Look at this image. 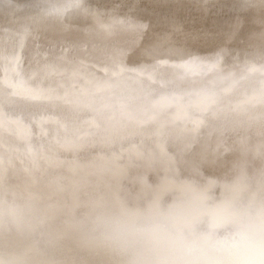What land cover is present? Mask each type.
<instances>
[{
	"label": "clouds",
	"instance_id": "1",
	"mask_svg": "<svg viewBox=\"0 0 264 264\" xmlns=\"http://www.w3.org/2000/svg\"><path fill=\"white\" fill-rule=\"evenodd\" d=\"M213 7L236 49L264 37V0ZM149 28L125 63L158 58ZM96 120L86 140L66 134L75 147L48 140L38 165L0 159V264H264V104L227 147L170 127L128 135L135 119L117 112ZM133 143L142 149L128 152Z\"/></svg>",
	"mask_w": 264,
	"mask_h": 264
},
{
	"label": "bare ground",
	"instance_id": "2",
	"mask_svg": "<svg viewBox=\"0 0 264 264\" xmlns=\"http://www.w3.org/2000/svg\"><path fill=\"white\" fill-rule=\"evenodd\" d=\"M258 2L240 0L242 10ZM214 3L0 0V159L38 165L48 140L59 134L75 147L66 134L86 140L107 112L135 119L128 135L158 138L170 127L191 143L227 147L249 109L264 104V37L243 51L231 46L233 31L213 37L203 14L228 19ZM146 28L157 35L158 58L125 63Z\"/></svg>",
	"mask_w": 264,
	"mask_h": 264
},
{
	"label": "snow or ice",
	"instance_id": "3",
	"mask_svg": "<svg viewBox=\"0 0 264 264\" xmlns=\"http://www.w3.org/2000/svg\"><path fill=\"white\" fill-rule=\"evenodd\" d=\"M204 7L205 9L208 8L207 5H205ZM203 15V30L209 32L215 38L222 39V35L218 34L229 31L226 21H221L217 18H213L210 14V10L205 12Z\"/></svg>",
	"mask_w": 264,
	"mask_h": 264
}]
</instances>
